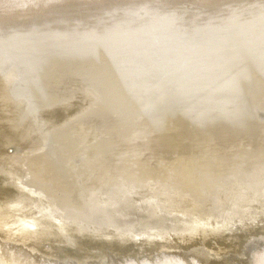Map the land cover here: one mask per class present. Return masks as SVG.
Wrapping results in <instances>:
<instances>
[{"label": "bare ground", "instance_id": "bare-ground-1", "mask_svg": "<svg viewBox=\"0 0 264 264\" xmlns=\"http://www.w3.org/2000/svg\"><path fill=\"white\" fill-rule=\"evenodd\" d=\"M261 245L264 0H0V264Z\"/></svg>", "mask_w": 264, "mask_h": 264}, {"label": "snow or ice", "instance_id": "snow-or-ice-1", "mask_svg": "<svg viewBox=\"0 0 264 264\" xmlns=\"http://www.w3.org/2000/svg\"><path fill=\"white\" fill-rule=\"evenodd\" d=\"M264 256V245L252 247L249 249L248 253H246V257L249 260L255 259L256 256Z\"/></svg>", "mask_w": 264, "mask_h": 264}, {"label": "water", "instance_id": "water-1", "mask_svg": "<svg viewBox=\"0 0 264 264\" xmlns=\"http://www.w3.org/2000/svg\"><path fill=\"white\" fill-rule=\"evenodd\" d=\"M150 210H152V208L149 207ZM147 216V215H146Z\"/></svg>", "mask_w": 264, "mask_h": 264}]
</instances>
